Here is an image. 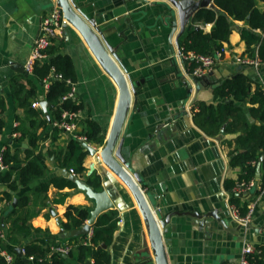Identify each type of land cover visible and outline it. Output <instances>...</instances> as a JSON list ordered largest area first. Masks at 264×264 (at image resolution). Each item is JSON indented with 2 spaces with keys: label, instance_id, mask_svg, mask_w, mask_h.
Listing matches in <instances>:
<instances>
[{
  "label": "crops",
  "instance_id": "1",
  "mask_svg": "<svg viewBox=\"0 0 264 264\" xmlns=\"http://www.w3.org/2000/svg\"><path fill=\"white\" fill-rule=\"evenodd\" d=\"M148 1L149 4L132 0H67V4L99 47L105 49V40L114 48L118 60L106 52L125 77L129 73L144 80L136 87L135 98L129 90L130 106L121 129L124 136L122 155L144 173L143 190H148L150 184L155 204L164 215L176 211L201 214L215 210L227 224L228 229H225L213 218L172 216L166 231H162L168 264H239L242 249L248 244L264 260V196L256 202L246 232L238 229L241 223L232 216L234 212L238 217H246L256 196L253 191L237 189L239 181H245L248 176L246 165L255 167L254 178L249 181L258 180L256 165L259 159L256 163L233 164L234 156L243 151L235 139L243 134L244 126L229 118L216 135H210L200 126L205 122L206 111H202L199 123L194 117L200 108L217 110L220 106L235 105L244 110L245 126L260 124L249 113L253 106L249 97L237 101L233 94L223 96L219 89L225 80L242 75L251 82L250 93L257 89L264 93V63L255 68L244 62L257 56V47L248 48L241 38L240 31L245 23L231 20L232 30L222 44V51L212 55L217 60L213 70L218 75H202L205 79L200 87L196 89L192 83V93L186 97L182 89H173L177 77L171 78L176 72L190 80L195 77L191 73L197 64L185 57L192 52L182 51V44L191 30L210 32L213 24H198L192 22V16H179L169 0ZM163 4L175 10L172 46L169 43L171 22L166 18L168 11ZM55 6H58L57 0H0V104L4 107L0 116V158L9 149L11 155L23 161L26 150L31 148L30 138L24 133L30 131L26 105L38 102L35 109L41 110L47 120L46 126L36 130L40 140L34 151L44 156V174L13 191L9 202L3 198L7 187L0 186L4 219L13 199H17L16 207L8 216L25 219L29 226L41 231L19 246L8 247L13 256L12 264L23 261L22 246L28 242L43 246L47 257L54 258L59 253L50 250L48 239L51 237L61 245L70 243L71 255H62L67 259L66 264H93L90 255L82 256L77 250L78 245L85 244L86 237L74 238L71 242L59 237L60 229L68 231L62 227L67 222L68 208H85L89 215L94 208V202L77 188H60L53 183L63 178L58 175V170L63 168L49 151L65 148L74 136L65 132L56 141L52 139L51 133L57 123L52 113L57 103L48 100V89L43 81L33 73L27 74L23 67L39 35L41 18ZM211 7L219 10L214 2L207 8ZM257 7L264 11V2H258ZM90 19L94 25L90 24ZM171 47L174 55L170 53ZM48 52V60L54 59L61 74L67 76L64 79L62 75H55L52 68L48 77L50 84L64 80L69 91L74 89L72 100L79 106L74 134L95 126L103 137V144L81 143L102 149L121 103L118 80L92 51L81 30L65 16ZM173 60L176 65L172 64ZM43 102L48 104L46 111L40 105ZM229 123L233 128L226 131ZM262 165L260 178L264 174ZM4 166L0 171L7 169ZM11 166L20 164L13 162ZM84 167L86 170L80 176L73 174L86 184L88 179L97 178V190L112 186L116 198H120V209L112 210L118 214V227L111 243L102 249L109 260L114 264H159L144 214L130 188L104 164L99 153L87 151ZM45 184L48 185L46 191L42 190ZM0 228L5 234L2 222ZM17 248L22 249L23 258L18 256ZM30 262L23 261V264Z\"/></svg>",
  "mask_w": 264,
  "mask_h": 264
},
{
  "label": "trees",
  "instance_id": "2",
  "mask_svg": "<svg viewBox=\"0 0 264 264\" xmlns=\"http://www.w3.org/2000/svg\"><path fill=\"white\" fill-rule=\"evenodd\" d=\"M258 2H264V0H214L215 6L219 9L218 11L213 8L200 9L192 16V22L198 24L212 23L213 27L210 32H204L202 29L191 30L182 44V51L192 52L196 55H213L214 52H221L222 44L228 39L232 30L230 22L235 20L245 23V27L240 31L241 38L246 42L248 48L257 47V57L264 63V11L259 10L257 7ZM52 68L55 75H62L64 79L67 78L66 75L61 74L54 59L36 65L33 74L36 78L43 81V79L50 77ZM250 84L251 82L247 77L238 75L232 79L225 80L219 86L220 94L223 96L233 94L234 99L237 101H244L246 97H249L248 101L253 105L249 109V113L253 119L259 121V125L245 126L244 110L235 105L220 106L217 110L213 109V107H205L194 113L195 121L198 122L199 117L202 116V111H206L205 122L203 124L200 123V126L210 135H216L229 118L237 120L242 127L244 126L242 129L243 134L235 139V143L243 151L234 156V165L256 163L260 157L264 156V93L260 89L250 93ZM68 92L69 87L64 80L55 81L49 85L47 98L49 101L57 103L52 113L53 120L57 123L63 121L62 114L64 111L74 112L79 108L72 98L62 100ZM0 108L3 111V105L0 104ZM25 110L30 118V131L28 130L24 133L30 138L31 148L26 150V157L23 161H20L17 156L11 155L9 149L5 150L1 155V161L7 166V169L0 171V186L4 185L7 187L8 191L3 193V198L8 202L12 199L11 193L13 191H17L20 186L28 185L32 179L41 177L45 171L43 154L34 151L40 140L36 130L39 127L46 126L47 120L44 119L41 110L31 107V104L26 105ZM231 125V123L227 124L225 130L232 129L233 126ZM1 126L2 123L0 122V129ZM64 133L65 131L55 126L51 133L52 139L56 141ZM98 133L99 130L92 125L86 132L75 134L85 136L88 143L102 145L103 137ZM49 154L55 155L60 168L70 169L75 175L80 176L86 170L84 158L87 151L81 141L76 138H72L65 148L49 151ZM13 162L14 164H20V166H11ZM262 166H264V161ZM245 170L248 174L245 177V181L248 182L254 178L255 167L246 165ZM53 183L60 188H76L74 183L64 178H59ZM87 185L97 190V178L88 179ZM47 187V184L43 185L42 190L46 191ZM257 192L254 190V195ZM65 216L67 222L63 223L62 227L70 231L80 228L84 224L88 219L89 211L85 208L70 207L66 211ZM118 222L119 218L116 212L112 211L110 214L101 215L92 226L90 244L78 245V253L82 256L90 255L93 259V264H110L106 252L102 249H97V247L100 244L109 245L111 243L114 232L118 227ZM2 223L6 230V237L0 241V264H5L2 256L3 251L9 252V246H19L21 242L30 239L34 234H38L41 231L29 226L25 219H12L8 214ZM72 239L74 238H70L69 241L71 242ZM48 242L50 246H61L52 237L48 239ZM69 244L67 243L66 246L70 248ZM22 249L26 259L29 260L30 257L35 259L29 264H66L67 259L63 258L61 254H56L54 258L50 259L47 257L46 249L33 242L25 243ZM68 254L71 255V250H69ZM249 260L251 264H264V260L256 253L252 254ZM20 264H23V261H20Z\"/></svg>",
  "mask_w": 264,
  "mask_h": 264
},
{
  "label": "water",
  "instance_id": "3",
  "mask_svg": "<svg viewBox=\"0 0 264 264\" xmlns=\"http://www.w3.org/2000/svg\"><path fill=\"white\" fill-rule=\"evenodd\" d=\"M134 2H138L139 4H149L148 0H132ZM171 6L176 10L177 14L182 17H191L200 9L207 8L208 6L213 5L214 0H169ZM57 5L60 7L63 16L69 19L72 23H74L84 34L90 48L96 54V56L103 62V64L108 68L112 74L118 80L120 87H121V103L117 115L113 121L112 127L109 131L106 143L104 147L100 150L94 149L86 144H83L85 150L90 152L91 154L99 153L102 161L106 166H108L117 176H119L124 183L130 188L138 206L140 207L141 211L144 214L148 232L152 235L156 256L159 264H168V260L164 251V246L162 242V231H166V226L170 223L172 216H183V215H194L199 219H207L213 218L217 220L225 229H228L227 224L224 220H222L215 210H207L201 214H191L189 212H169L168 214H162L159 207L155 204L153 193L151 186L149 184L148 190H143V186L146 184L144 183V173L133 167L132 163L127 161L122 155V146L124 143V136L121 135V129L123 125L124 118L130 106V92L134 96H137L136 87L139 84H143V79H138L133 77L131 74H127L125 77L118 67L115 65L112 59L118 60V56L115 53L114 48L104 40L105 49L99 47L95 41L93 40L90 31L84 25V23L76 17L68 7L67 0H57ZM168 11V15L166 16L167 20L171 22V31L169 34V43L171 45V38L176 30V21H175V10L170 8L168 5L163 4ZM214 7V6H212ZM211 7V8H212ZM216 10V8H214ZM80 13V10L78 9ZM90 24L94 25L93 20L90 19ZM172 46V45H171ZM111 55L107 54V52ZM171 54L174 55V51L171 47L170 50ZM173 65H176V61H172ZM177 71V70H176ZM126 72V70H125ZM217 74L216 70H212L209 75L212 76ZM180 79L179 81L176 78ZM171 78L175 80L173 82V89H182L185 93V96L188 97L192 93V83L194 84L195 88L198 89L202 83V80L205 79V76L202 77H193L188 79L185 77L181 72H176L175 74L171 75ZM139 80V81H138ZM130 90V92H129ZM135 102V101H134ZM44 111H46L48 104L43 102L40 104ZM259 122H257L258 124ZM118 160L121 165L117 163ZM264 161V156L259 158V161L256 165V178H260V169L262 162ZM58 175L62 176L64 179L69 180L70 182L74 183L76 188L83 192L90 200L94 202V208L90 212L89 218L86 223L81 226L80 228L72 229L70 231H64L60 229L59 237L62 239H70V238H78V237H86L89 235L92 226L96 222V220L103 214H107L114 210L115 208L120 209V205L118 204L120 198H116L115 194L116 191L111 187L107 189H103L101 191L95 190L94 188L88 186L86 183L78 179L73 173H71L67 169H59ZM110 180L112 178L109 177ZM114 183V181H113ZM254 191V189L250 190ZM17 205V199H13L11 205L8 207L5 215H7L14 207ZM4 217L1 218V222H3ZM242 224H239L238 229L246 232V228H249ZM105 244H100L97 249H106ZM16 252L19 257L23 258L22 249L17 248ZM25 263H28V259L23 258ZM89 263V262H88ZM110 264H114L110 261ZM126 264V263H124ZM130 264H139L138 262L130 263Z\"/></svg>",
  "mask_w": 264,
  "mask_h": 264
},
{
  "label": "built area",
  "instance_id": "4",
  "mask_svg": "<svg viewBox=\"0 0 264 264\" xmlns=\"http://www.w3.org/2000/svg\"><path fill=\"white\" fill-rule=\"evenodd\" d=\"M63 21V14L60 7L55 6L50 11H48L42 18L39 24V35L34 40L30 54L24 63V71L27 74H32L34 68L38 64H42L47 62L49 57V48L52 45L54 39L57 36L61 28V24ZM219 54V53H218ZM183 55V54H182ZM186 58H191L196 62V67L194 68L193 72L191 73L195 77H200L202 75L209 74L216 65V58L212 55H196L194 53H190L185 55ZM247 64H251L255 68H258L261 64H263L258 57L256 56L254 59L249 61H244ZM43 83L46 89H49L50 81L49 78L43 79ZM74 89L72 88L63 98L62 100H66L68 98L73 97ZM39 106L38 102L34 101L31 103V107L37 108ZM2 115V110L0 108V116ZM78 116L77 111L74 112H64L62 114L63 121L55 123V126L62 129L65 132L72 133L74 138L80 140L81 142L87 143L86 137L82 135L74 134V130L76 128V123L74 122L75 118ZM5 166L3 165L1 158H0V170H3ZM71 173L72 170H70ZM237 189L239 191L249 192L250 190L254 189L257 192L254 201L249 206V211L246 217H238L237 214L232 213V216L235 220L240 222L242 225L247 226L250 222L251 215L253 214V209L257 201H259L264 196V174L258 180H251V181H241L237 184ZM2 211L0 207V226H1V218ZM92 231H90L89 235L86 236L85 244H90L89 240L91 237ZM6 235L0 228V241L4 240ZM50 250L55 253H59L61 255H67L70 248L66 245L61 246H50ZM254 254V249L251 245H246L243 247L240 257L239 264H251L250 263V256ZM2 256L5 260V264H12L13 256L11 253L7 251L2 252ZM30 261H34L33 257L29 258Z\"/></svg>",
  "mask_w": 264,
  "mask_h": 264
}]
</instances>
